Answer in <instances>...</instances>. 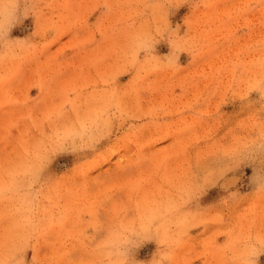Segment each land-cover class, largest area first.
I'll return each instance as SVG.
<instances>
[{
    "label": "rangeland",
    "instance_id": "1",
    "mask_svg": "<svg viewBox=\"0 0 264 264\" xmlns=\"http://www.w3.org/2000/svg\"><path fill=\"white\" fill-rule=\"evenodd\" d=\"M4 2L0 264H241L264 242V0Z\"/></svg>",
    "mask_w": 264,
    "mask_h": 264
},
{
    "label": "clouds",
    "instance_id": "2",
    "mask_svg": "<svg viewBox=\"0 0 264 264\" xmlns=\"http://www.w3.org/2000/svg\"><path fill=\"white\" fill-rule=\"evenodd\" d=\"M17 9V5L15 3H7L4 2V0H0V34H6L10 33L12 27L14 26V23L17 19L15 16V12ZM29 10L26 8L23 11V16L27 18V13ZM149 41L151 38H146ZM147 52V49L141 47L140 52ZM238 242V238L234 241H231L230 243ZM106 245L112 246L116 250V254L118 256L124 255L122 246L125 243V239L122 236H112L110 237L106 242ZM264 243L262 242L258 237L256 238L255 242H252L251 240L245 242L242 245L239 260L241 261V264H253V258L255 257V250L256 245ZM162 259H168V254L161 253ZM258 259V258H256ZM115 264H121V261L118 260L115 262ZM159 264V262H157Z\"/></svg>",
    "mask_w": 264,
    "mask_h": 264
}]
</instances>
